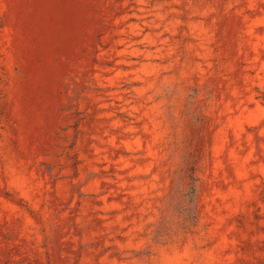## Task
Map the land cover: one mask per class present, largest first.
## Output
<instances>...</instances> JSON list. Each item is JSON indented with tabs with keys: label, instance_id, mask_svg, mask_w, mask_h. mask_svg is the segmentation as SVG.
<instances>
[{
	"label": "rangeland",
	"instance_id": "rangeland-1",
	"mask_svg": "<svg viewBox=\"0 0 264 264\" xmlns=\"http://www.w3.org/2000/svg\"><path fill=\"white\" fill-rule=\"evenodd\" d=\"M0 264H264V0H0Z\"/></svg>",
	"mask_w": 264,
	"mask_h": 264
}]
</instances>
